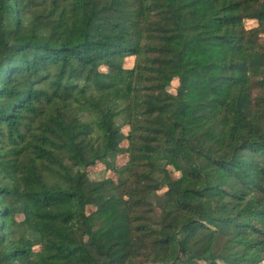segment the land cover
<instances>
[{"label":"trees","instance_id":"1","mask_svg":"<svg viewBox=\"0 0 264 264\" xmlns=\"http://www.w3.org/2000/svg\"><path fill=\"white\" fill-rule=\"evenodd\" d=\"M260 36L264 0H0V264H264Z\"/></svg>","mask_w":264,"mask_h":264},{"label":"rangeland","instance_id":"2","mask_svg":"<svg viewBox=\"0 0 264 264\" xmlns=\"http://www.w3.org/2000/svg\"><path fill=\"white\" fill-rule=\"evenodd\" d=\"M256 25L257 24L255 21H246L245 22L246 28L256 27ZM255 39L257 40V42L264 41V38L261 36L256 37ZM124 161H125L124 157L119 158L118 165H122L124 163ZM87 174H88L89 179H91V180H102L105 178H110L113 181H116L118 179V175H116L111 170L105 169L103 164H96V165L88 168Z\"/></svg>","mask_w":264,"mask_h":264}]
</instances>
